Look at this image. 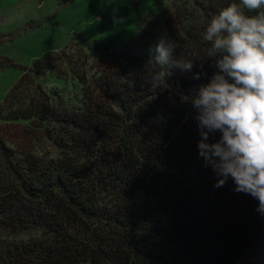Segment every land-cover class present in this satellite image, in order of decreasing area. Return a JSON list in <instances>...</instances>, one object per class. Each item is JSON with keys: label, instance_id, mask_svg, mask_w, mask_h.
Here are the masks:
<instances>
[{"label": "trees", "instance_id": "obj_1", "mask_svg": "<svg viewBox=\"0 0 264 264\" xmlns=\"http://www.w3.org/2000/svg\"><path fill=\"white\" fill-rule=\"evenodd\" d=\"M177 1L162 14L177 47L159 88L145 81L154 49L110 50L81 36L78 55L49 52L20 68L0 105V227L40 236L0 242V264H255L264 252L258 201L231 178L214 187L191 104L216 70L200 34L239 0ZM179 58L192 71L176 68ZM46 75L76 78L79 107L36 83ZM47 146L56 158L40 155Z\"/></svg>", "mask_w": 264, "mask_h": 264}, {"label": "clouds", "instance_id": "obj_2", "mask_svg": "<svg viewBox=\"0 0 264 264\" xmlns=\"http://www.w3.org/2000/svg\"><path fill=\"white\" fill-rule=\"evenodd\" d=\"M200 37L209 45L206 58L216 70L191 97L200 133L198 154L219 177L214 187L231 178L233 190L256 199V211L264 216V0L229 3ZM176 47L165 38L156 43L150 61L155 70L145 80L152 88L166 82L170 73L164 65ZM174 66L190 72L194 64L179 58ZM215 133L218 139L210 142Z\"/></svg>", "mask_w": 264, "mask_h": 264}, {"label": "rangeland", "instance_id": "obj_3", "mask_svg": "<svg viewBox=\"0 0 264 264\" xmlns=\"http://www.w3.org/2000/svg\"><path fill=\"white\" fill-rule=\"evenodd\" d=\"M174 2L180 1L0 0V60L7 58L15 64L12 68H0V105L21 77V67L31 66L49 52L65 50L78 55L75 51L80 49L79 36L110 50L126 46L154 49L160 38H167L162 14ZM98 58L89 54V63ZM94 72L90 70L87 75L91 77ZM35 81L46 91L56 92L63 106L79 107L81 85L76 78L46 75ZM40 155L56 158L58 152L47 146ZM262 225L264 228V219ZM39 236L40 232L33 229L16 234L14 230L0 227V242L8 245ZM257 256L254 263L264 264V252Z\"/></svg>", "mask_w": 264, "mask_h": 264}]
</instances>
